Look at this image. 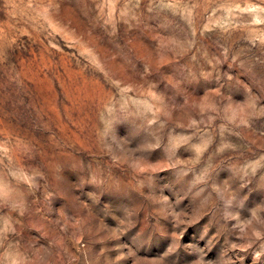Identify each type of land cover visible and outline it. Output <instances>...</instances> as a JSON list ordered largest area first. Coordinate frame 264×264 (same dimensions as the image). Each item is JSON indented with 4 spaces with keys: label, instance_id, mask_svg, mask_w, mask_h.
<instances>
[{
    "label": "rangeland",
    "instance_id": "obj_1",
    "mask_svg": "<svg viewBox=\"0 0 264 264\" xmlns=\"http://www.w3.org/2000/svg\"><path fill=\"white\" fill-rule=\"evenodd\" d=\"M0 264H264V0H0Z\"/></svg>",
    "mask_w": 264,
    "mask_h": 264
}]
</instances>
